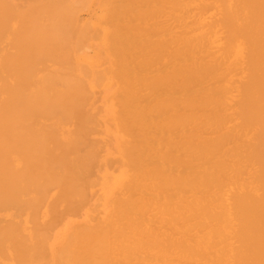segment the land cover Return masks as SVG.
Wrapping results in <instances>:
<instances>
[{
    "label": "bare ground",
    "instance_id": "bare-ground-1",
    "mask_svg": "<svg viewBox=\"0 0 264 264\" xmlns=\"http://www.w3.org/2000/svg\"><path fill=\"white\" fill-rule=\"evenodd\" d=\"M0 264H264V0H0Z\"/></svg>",
    "mask_w": 264,
    "mask_h": 264
},
{
    "label": "rangeland",
    "instance_id": "rangeland-1",
    "mask_svg": "<svg viewBox=\"0 0 264 264\" xmlns=\"http://www.w3.org/2000/svg\"><path fill=\"white\" fill-rule=\"evenodd\" d=\"M97 7H98V6H96V5L93 6V7L89 10V13H88V14L85 13V12H87V11H85V10H84V13L82 14V12H83V11H82V12H81V15H83L82 17L80 16V13H79V20L82 21V19H83V21H87L88 19H86V18H88V17L90 16L89 18L91 19V17H92L91 15H93V13L97 12V14H98V9H99V8L97 9ZM91 10H92V11H91ZM94 10H95V11H94ZM90 12H91V13H90ZM89 52H91V51H89ZM89 55H91V53H89Z\"/></svg>",
    "mask_w": 264,
    "mask_h": 264
}]
</instances>
